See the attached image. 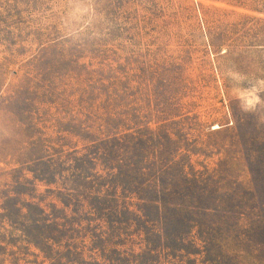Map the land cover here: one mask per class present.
Returning a JSON list of instances; mask_svg holds the SVG:
<instances>
[{
    "label": "rangeland",
    "instance_id": "obj_1",
    "mask_svg": "<svg viewBox=\"0 0 264 264\" xmlns=\"http://www.w3.org/2000/svg\"><path fill=\"white\" fill-rule=\"evenodd\" d=\"M107 117L171 161L190 256L145 251L72 191L70 159L101 147ZM38 201L74 261L264 259V0H0V264L44 260Z\"/></svg>",
    "mask_w": 264,
    "mask_h": 264
},
{
    "label": "trees",
    "instance_id": "obj_2",
    "mask_svg": "<svg viewBox=\"0 0 264 264\" xmlns=\"http://www.w3.org/2000/svg\"><path fill=\"white\" fill-rule=\"evenodd\" d=\"M112 120L116 121L114 117H107L104 124L99 127L98 132L103 136L89 141L92 143L91 148L96 147L94 143L101 145L96 152L88 149L83 155L76 153L75 157L70 159L73 162L70 167L75 173L72 191L87 202L91 213L100 215V220L106 224L107 229H115L119 232L123 229L129 231L130 228H135L136 234L143 236L141 239L145 242V251L152 253L159 250L165 252L167 256H171L172 253L190 256L191 253L186 251L182 244H195L193 232L196 223L191 219L186 220V216L182 213L181 188L177 179L171 177V161H166L156 153V150L149 151L151 139L147 136L138 137L133 133H121L119 128L122 125L119 123L116 125ZM89 138L91 136H86V140ZM137 141H141L138 146ZM135 151H141L143 155L139 165L135 163ZM80 163H83L84 167L77 165ZM88 164L102 165L105 174H92V168ZM40 180L44 181L45 178ZM79 190L82 193H79ZM85 192H87L86 195H84ZM129 198H135L137 201L129 202ZM41 203L42 201H38L30 204L39 211L40 219L34 222L38 228L39 238L46 243L51 241L48 251L44 247L46 243L39 245L33 242L44 257L40 264H44L45 261L48 264H106V262L90 263L84 259L74 261L63 252L55 255L53 245H61L54 237L56 236L55 225L57 229L62 227L58 224L54 225L55 220L51 215L46 214ZM68 206L65 204V207ZM64 230L66 232V228ZM152 238L158 242L157 249L151 248L154 246ZM167 240L174 242L178 247H171ZM202 247L201 252L208 255L214 252L215 247H218L222 254L229 251L224 249V246L206 244ZM107 262L111 261L107 259ZM204 262L206 264H264V259L259 255L249 259L246 255H236L228 258H205ZM116 264L119 263L116 262Z\"/></svg>",
    "mask_w": 264,
    "mask_h": 264
}]
</instances>
